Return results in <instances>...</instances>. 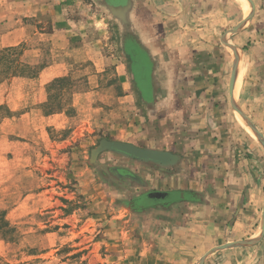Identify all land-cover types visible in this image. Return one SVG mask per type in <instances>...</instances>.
<instances>
[{"label": "crops", "instance_id": "0c3cea01", "mask_svg": "<svg viewBox=\"0 0 264 264\" xmlns=\"http://www.w3.org/2000/svg\"><path fill=\"white\" fill-rule=\"evenodd\" d=\"M249 1L0 0V11H13L0 12V22L10 26L0 33V48L31 34L45 40L48 24L54 60L32 78L0 81V106L11 111L20 104L22 84L29 83L26 96L38 120L47 119V133L63 114L42 115L37 105L48 98L47 84L74 69L72 56L88 40L83 24L111 25L120 35L126 60L115 67L125 125L110 138L177 156L169 166L136 161L111 167L118 170L114 182L122 196L132 194L117 230L124 263L198 264L203 258L202 264H264V0ZM29 51L42 55L33 46ZM30 149L13 138L0 155L16 153L17 176ZM16 176L0 179V193H6L0 201L23 188ZM151 192L163 196L146 197ZM44 199L39 192L16 195L7 216L20 217L30 202L38 208ZM258 235L250 244L217 248ZM4 244L0 239V250Z\"/></svg>", "mask_w": 264, "mask_h": 264}, {"label": "rangeland", "instance_id": "374dc122", "mask_svg": "<svg viewBox=\"0 0 264 264\" xmlns=\"http://www.w3.org/2000/svg\"><path fill=\"white\" fill-rule=\"evenodd\" d=\"M75 12L72 9L70 15ZM83 25L88 40L81 54L72 56L74 69L65 81L47 84L48 98L37 105L42 115L63 114L48 128V133L42 129L47 119L38 120L40 114L26 96L29 83L22 84L20 104L15 111L6 104L0 106V147H6L13 138H21L31 147V155L23 159L24 166L17 176L13 168L16 153L8 152L6 159L4 153L3 157L0 155V179L16 176L23 181V188L0 201V211L5 212L6 221L14 229L11 235H0L5 242L0 250V264H127L118 259L122 235L117 230L123 226L121 222L125 224L124 215L129 209L124 202L132 194L122 196V187L114 182L116 175L111 167L136 161L108 150L91 158L92 149L102 139L114 140L110 138L111 131L125 125L115 66L124 64L126 59L116 27L89 25V21ZM8 28L9 25L0 22V33ZM45 32V40L39 41L31 34L26 41L12 46L14 50L1 62L2 67L6 60L13 59L14 63L25 64L29 71L36 72V68L54 60L52 51L56 48L48 39V24ZM32 46L39 48L42 55L30 52ZM6 75L0 71V78ZM13 96L16 100V91ZM55 105L58 110L46 112L56 108ZM23 192L44 195L42 206L37 208L30 202L20 210L22 216L8 218L7 211L14 205L15 196ZM5 195L0 193V197ZM117 214L121 215L120 221H112Z\"/></svg>", "mask_w": 264, "mask_h": 264}, {"label": "water", "instance_id": "95a60500", "mask_svg": "<svg viewBox=\"0 0 264 264\" xmlns=\"http://www.w3.org/2000/svg\"><path fill=\"white\" fill-rule=\"evenodd\" d=\"M249 1V0H248ZM250 2V1H249ZM251 126V125H250ZM253 129L254 127L251 126ZM256 133L260 135L256 131ZM261 145L264 150V139L260 138ZM111 151L115 152L117 154L123 155L125 157H128L130 159H133L138 162H151L155 163L161 166H169L174 164L177 161V156L175 154H172L171 152L167 151H162V150H156V149H149L145 147H140L135 144H132L130 142H125V141H119V140H108V139H102L97 147L92 149L91 151V158L94 159L97 157V155L102 152V151ZM112 171H118L117 168L113 167L111 168ZM119 176L123 177L121 173H118ZM129 177L131 178H136L132 174H128ZM160 192H151L146 194V197H162L163 195H160ZM260 228L261 232H264V199H263V206H262V216H261V223H260ZM259 235L255 238L251 239H245V240H240V241H234V242H228L222 245L217 246V248H226L230 246H235V245H245V244H250L259 239ZM203 258L199 260L198 264H202Z\"/></svg>", "mask_w": 264, "mask_h": 264}, {"label": "trees", "instance_id": "16d2710c", "mask_svg": "<svg viewBox=\"0 0 264 264\" xmlns=\"http://www.w3.org/2000/svg\"><path fill=\"white\" fill-rule=\"evenodd\" d=\"M12 50H14V47H12V46L0 49V69H1L0 71L4 72L8 76H35L37 71L36 72H32L31 70L29 71V69H28L29 66L22 64L20 62H17V61H15V63H14V61H12L13 59L6 60V62L4 63V65L2 67L1 62L4 61L5 59H8V56ZM38 68H36V69H38ZM9 69H13V70L8 72ZM26 69H28V70H26ZM7 75L1 77L0 81L7 79V77H8ZM54 81H57V82L65 81V77L56 78L53 80V82ZM48 85H50V84H48ZM55 107L56 108L51 107L49 110L47 109L46 112H52L54 110L59 109V106L57 107V105H55ZM13 232H14L13 227H11L5 219V212L3 210L0 211V235H2V236L8 235V234L11 235Z\"/></svg>", "mask_w": 264, "mask_h": 264}]
</instances>
